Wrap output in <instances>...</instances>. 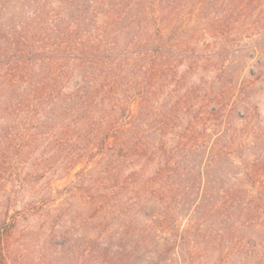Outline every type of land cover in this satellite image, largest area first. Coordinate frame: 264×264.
Here are the masks:
<instances>
[{
	"label": "trees",
	"instance_id": "1",
	"mask_svg": "<svg viewBox=\"0 0 264 264\" xmlns=\"http://www.w3.org/2000/svg\"><path fill=\"white\" fill-rule=\"evenodd\" d=\"M214 1L217 2L0 0L4 13L12 14L0 35V125L2 118L8 122L5 115L17 113L19 117L27 110L21 122L5 127L4 141L11 137L9 142L16 140L24 153L34 147L41 159L46 155L45 161H54L53 176L69 173L86 156L101 157L105 170L119 160L144 161L146 168L133 170L127 178L140 182L150 201L161 206L154 209L150 228L172 231L169 245L184 251V259L190 264H196L197 255L187 235L180 232L171 208L162 210V204L169 197L176 208L187 202L197 203L198 208L210 191L205 186L182 184L180 180L165 182L170 174L182 179L183 163L195 156L197 148L187 147L189 134L198 132L207 109L204 101L211 93L208 88L221 77L209 73L219 63H211L217 55H212L211 45L197 51L195 45L181 42L186 31L182 14L189 6H196L203 17L215 19L224 11L222 19L215 20L214 29L216 35L228 34V38L234 35L237 18L243 14L238 6L227 11L221 6L211 7ZM216 100L211 114L217 118L212 120L218 121L214 122L217 128L225 107ZM135 102L136 114L131 108ZM56 111L61 112L63 119L55 122L54 128L60 129L62 135L48 134L57 137V146L44 145L41 150L47 139L38 140L33 127L28 125L36 116L55 120ZM216 146L215 141L212 152ZM6 148L10 150L9 146ZM216 153L212 161L224 158L222 150ZM240 159L249 169L245 158ZM94 170L92 175L82 171L79 180L80 189L100 202L92 217L110 211L109 201L117 197L114 188L102 183L105 172ZM251 175L248 172L247 176ZM231 191L228 196L237 194V189ZM263 195L261 182L258 197L243 203L245 219L251 217L253 210L264 217ZM219 201L209 206L210 215L219 213ZM229 202L233 207L239 203ZM2 225L6 229L7 220ZM231 233H235V223L226 236ZM251 235L250 245L254 247V234ZM2 239L0 234V264H22L13 259L10 251L5 254ZM95 247L101 264H123L127 257L102 243Z\"/></svg>",
	"mask_w": 264,
	"mask_h": 264
},
{
	"label": "rangeland",
	"instance_id": "2",
	"mask_svg": "<svg viewBox=\"0 0 264 264\" xmlns=\"http://www.w3.org/2000/svg\"><path fill=\"white\" fill-rule=\"evenodd\" d=\"M210 6H221L225 11L238 6L243 14L237 18L234 35L229 38L228 34L216 35L214 29L215 20H221L224 11L217 19L210 16L212 21L199 14L196 6H189L182 14L186 31L181 42L195 45L197 51L211 45L212 55L217 53L211 63H219L209 73L221 77L208 88L211 93L204 101L207 109L198 132L189 134L187 147L197 148L195 156L183 163L182 179L170 174L165 182L180 180L210 191L198 208L197 203L190 202L176 208L168 197L162 210L171 208L175 214L180 232L187 235L197 255L196 264H264V217L256 210L246 219L243 214V203L256 199L264 183V0H217ZM9 19L12 14L6 15L0 5V35ZM216 99L225 107L217 128L214 122L218 121H212L217 118L211 114ZM131 108L136 114L138 103L131 104ZM26 112L23 110L19 117L17 113L5 115L8 122L2 118L0 125V234L5 254L10 251L13 259L22 264H101L95 246L102 243L125 253L123 264H190L184 259V251L169 245L172 231L150 228L154 209L161 206L150 201L140 182L127 178L133 170L145 169L144 161L119 160L105 170L101 157L86 156L69 173L53 176L54 161H45L46 155L41 159L34 147L24 153L16 140L9 142L11 137L4 141L5 127L21 122ZM43 118L36 116L28 125L38 140L47 139L41 150L44 145L57 146V137L48 134L62 135L54 124L63 119L60 111H56L55 120ZM215 141L217 146L212 152ZM217 150L224 152V158L212 161ZM241 156L249 169L242 165ZM98 168L105 172L102 183L114 188L117 197L109 201L110 211L92 217L100 202L80 189L79 180L82 171L92 175ZM248 172L253 175L248 177ZM233 188L237 194L228 196ZM217 200L220 211L210 215L209 206ZM229 200L239 203L233 207ZM5 220L6 229L2 225ZM233 223L234 235L226 236ZM251 234L254 247L250 245Z\"/></svg>",
	"mask_w": 264,
	"mask_h": 264
}]
</instances>
